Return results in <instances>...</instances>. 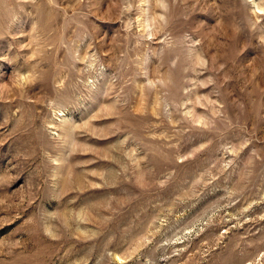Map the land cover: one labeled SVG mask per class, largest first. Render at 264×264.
I'll return each mask as SVG.
<instances>
[{"label":"rangeland","instance_id":"rangeland-1","mask_svg":"<svg viewBox=\"0 0 264 264\" xmlns=\"http://www.w3.org/2000/svg\"><path fill=\"white\" fill-rule=\"evenodd\" d=\"M0 264H264V0H0Z\"/></svg>","mask_w":264,"mask_h":264}]
</instances>
